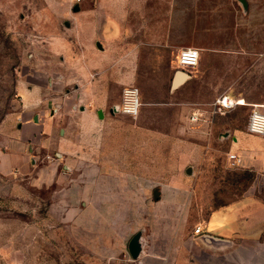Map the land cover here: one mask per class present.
I'll list each match as a JSON object with an SVG mask.
<instances>
[{"label": "crops", "instance_id": "obj_1", "mask_svg": "<svg viewBox=\"0 0 264 264\" xmlns=\"http://www.w3.org/2000/svg\"><path fill=\"white\" fill-rule=\"evenodd\" d=\"M47 1L46 10L62 21L65 33L47 41L49 54L40 58L45 68L35 73L41 82H33L26 93L18 94L24 123L23 127L18 126L19 137L22 141L36 138L41 148L55 149L59 157L71 152L80 160L87 158L86 153H94L97 159L113 161L99 165L95 162L83 169V174L93 178L83 189L84 196L79 197H83L79 216L87 209L91 222L89 249L85 252L95 256V247H112L111 238L95 232L97 224L108 223L101 217L107 218L111 211L104 210L98 216L96 209L121 207L127 202L125 193L130 192L127 182L111 184L106 177H142L143 184L145 175L173 174L159 162L162 145L166 144L173 148L171 159L176 165L207 158L175 125H170L171 133L167 134L159 123L137 119L143 108L158 112L170 107L172 111L188 112L189 123H207L211 118L216 123L239 107H248L249 113L253 107L264 111V104L247 102V95L240 88L246 78L255 80L264 65V0H60L62 10L56 8V0ZM80 15L87 16L86 23L81 24ZM132 15L136 17L131 19ZM186 48H195L199 53L197 66L190 70L179 67L176 61ZM234 63L240 65L236 75L231 66ZM150 73L167 77L168 88L159 93L154 89L153 101L144 100L139 92L140 110L131 117L136 121L130 123L127 115L116 110L122 91L135 79L142 91L140 80ZM222 94L242 100L243 105L223 116L209 117L212 101ZM158 95L167 96L166 102L158 101ZM200 114L201 119L191 120ZM226 132L224 136L232 140L227 155L240 158L237 168L244 167L254 156L260 162L250 164L258 171L256 174L264 177V137L249 136L246 125L244 131ZM182 143L186 144L184 148ZM180 148L184 154L177 152ZM5 154L9 167L19 161L17 150ZM226 161L228 164L227 157ZM186 174H190V169ZM187 180L183 179L181 186L189 192L192 184ZM258 184L262 186L259 189ZM168 185L164 191L177 192L175 183L170 181ZM253 188L252 193L212 209L200 227L201 235H190L189 240L204 239L206 250L219 243L260 241L264 232V199L256 189L263 190L264 181L257 177ZM140 189L143 193L144 185ZM171 201L169 207L175 209L177 203ZM188 201L191 206V198ZM172 218L175 222L174 212ZM102 231L105 233L106 228ZM182 233L181 236L186 231ZM176 239L177 232L168 247L176 246ZM141 252L146 255L145 249ZM140 257L137 260L143 264Z\"/></svg>", "mask_w": 264, "mask_h": 264}, {"label": "rangeland", "instance_id": "obj_2", "mask_svg": "<svg viewBox=\"0 0 264 264\" xmlns=\"http://www.w3.org/2000/svg\"><path fill=\"white\" fill-rule=\"evenodd\" d=\"M55 2L58 10L64 8L60 0ZM47 6V0H0V264H140L130 258L126 247L137 232L141 233L142 251L146 250L145 256L143 252L140 254L143 264H264V232L260 241L219 243L211 250H206L202 238L197 242L189 240L190 235H201L194 231L204 226L212 209L252 193L257 177L264 181L250 164L260 162L254 156L241 168H230L226 161L232 140L224 133L228 129L244 131L248 107L236 108L217 119L218 123H213L212 118L207 123H189L188 112L172 111L170 107H162L164 110L158 112L143 108L137 119L159 123L167 134L171 133L170 125H175L186 132L187 140L201 155L207 154V158L176 165L171 159L173 148L166 144L162 145L159 162L173 174L145 175L143 184L142 177H106L111 184L127 182L130 192L125 193L128 195L125 205L111 210L96 209L98 216L104 210L111 211L107 218L100 216L108 223L97 224L95 232L97 236L104 234L111 238L112 247H95V256L85 252L89 249L91 221L87 209L79 216V201L83 200L79 197L84 196L83 189L93 177L83 174V169L95 162L99 165L112 160L97 159L94 153H86L87 158L80 160L71 152L59 157L57 150L41 148L36 138L23 142L19 137L18 126L23 127L24 123L18 94L26 93L34 86L33 82H41L35 73L45 68L40 58L49 54L47 41L65 33L62 21L51 16ZM86 18L78 16L81 24L86 23ZM231 66L236 75L240 65ZM140 81L142 91L136 79L128 87L138 88L146 101H153L154 89L159 93L168 88L167 77L161 74L150 73ZM241 84L247 102L264 104V65L258 69L255 80L246 78ZM157 98L167 100V96ZM126 118L130 123L136 121ZM227 119L231 123H224ZM183 145L186 144L182 143V148ZM182 148L177 152L184 154ZM16 150L20 153L19 161L9 167L5 153ZM183 179H190L189 192L181 186ZM170 181L176 184L177 192L164 191ZM141 185L145 188L143 193ZM258 185V189L262 187ZM258 189L264 199V189ZM190 198L192 204L188 206ZM170 200L177 203L175 209L169 207ZM183 230L186 234L181 236ZM176 232V246L168 247Z\"/></svg>", "mask_w": 264, "mask_h": 264}, {"label": "built area", "instance_id": "obj_3", "mask_svg": "<svg viewBox=\"0 0 264 264\" xmlns=\"http://www.w3.org/2000/svg\"><path fill=\"white\" fill-rule=\"evenodd\" d=\"M79 3L81 0H74ZM199 60L198 50L195 48H186L180 51L177 56V64L183 69H193L197 66ZM140 95L137 88H125L121 94L119 107L116 109L119 113L130 117H136L140 110ZM243 105L242 100L233 99L225 94L217 96L210 105L209 117L223 116L233 110L236 106ZM202 118V114L193 115L192 121H198ZM247 133L264 137V111L253 107L249 113L246 124ZM228 166L237 168L240 165V158L235 154H228ZM200 229H195L194 233L198 234Z\"/></svg>", "mask_w": 264, "mask_h": 264}, {"label": "water", "instance_id": "obj_4", "mask_svg": "<svg viewBox=\"0 0 264 264\" xmlns=\"http://www.w3.org/2000/svg\"><path fill=\"white\" fill-rule=\"evenodd\" d=\"M140 238L141 233L137 232L129 239L127 243V251L132 260H137L142 251ZM206 241H209V239H206Z\"/></svg>", "mask_w": 264, "mask_h": 264}]
</instances>
